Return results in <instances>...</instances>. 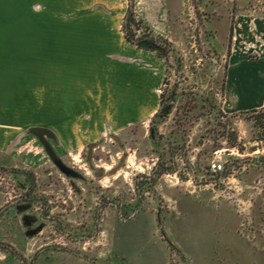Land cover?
I'll return each mask as SVG.
<instances>
[{
  "label": "rangeland",
  "instance_id": "obj_1",
  "mask_svg": "<svg viewBox=\"0 0 264 264\" xmlns=\"http://www.w3.org/2000/svg\"><path fill=\"white\" fill-rule=\"evenodd\" d=\"M129 5L169 42L166 61L125 41ZM261 17L264 0H3L0 194L33 179L46 227L32 241L52 246L20 251L25 264H264V139L256 112H230L221 91L233 60L264 57ZM172 88L202 106L184 132L195 172L177 152L178 171L159 175L149 133L177 129L174 112L151 121ZM199 96L227 114L224 127ZM34 126L54 132L79 177L53 164ZM214 152L221 173L205 169Z\"/></svg>",
  "mask_w": 264,
  "mask_h": 264
},
{
  "label": "trees",
  "instance_id": "obj_2",
  "mask_svg": "<svg viewBox=\"0 0 264 264\" xmlns=\"http://www.w3.org/2000/svg\"><path fill=\"white\" fill-rule=\"evenodd\" d=\"M142 29V32L139 36L136 37L134 30ZM121 30L123 33V37L126 42L136 45L138 48L152 51L157 54L158 57L162 58L166 61L169 58L170 44L169 42L159 36H155L141 19H136L133 8L129 5L126 9L125 15L123 17V21L121 24ZM136 37V38H135ZM224 90V85L221 88V91ZM178 99H185L184 104L177 105L176 102ZM194 98L186 97V94L183 92L178 93L175 88H172L167 93L161 92L159 95V110L156 112L154 118H152V123L155 118H160L161 120H165L172 112H174L175 121L177 124V129L171 131L172 138H168L167 140L163 139L162 135H158L156 133V129L152 125L150 128V139L154 147L160 149L159 158L157 160L156 166L153 168V172L156 174H164V173H175L178 171L179 164L175 160V155L177 152L181 155V159L186 167H189L191 171L194 173L195 169L190 164V160L187 156L188 148L185 140L186 129L185 126L188 121L197 120L202 115L200 113V107L195 106V104H191V101ZM179 100V101H180ZM200 101L209 100L212 107V113H214L215 117L213 118L214 123L219 127H224L225 124H222L220 121V117H225V114L221 108L215 106L212 103L211 98H203L199 96ZM251 109L249 111L256 112L253 116L254 125L257 130L261 133V139H264V109ZM180 121V122H179ZM184 121V122H181ZM180 128V130H179ZM226 139L229 141V145L231 147H238L237 136L234 132H230ZM165 140V141H164ZM92 145V144H88ZM200 153H198L199 156ZM210 165L205 166V169L209 170ZM29 180V179H28ZM34 181L33 179L31 180ZM149 177H146L145 182H151Z\"/></svg>",
  "mask_w": 264,
  "mask_h": 264
},
{
  "label": "crops",
  "instance_id": "obj_3",
  "mask_svg": "<svg viewBox=\"0 0 264 264\" xmlns=\"http://www.w3.org/2000/svg\"><path fill=\"white\" fill-rule=\"evenodd\" d=\"M257 27L264 32V17L258 19ZM224 93L227 109L230 112L246 111L264 107V57L255 60L236 59L228 67ZM6 199L0 194V208ZM19 215L11 210L0 213V241H8L17 253L0 250V264H24L20 251H34L37 246L33 237L26 235L21 227ZM10 233V234H9ZM27 238L22 244V250L17 246L16 238L21 234Z\"/></svg>",
  "mask_w": 264,
  "mask_h": 264
},
{
  "label": "flooded vegetation",
  "instance_id": "obj_4",
  "mask_svg": "<svg viewBox=\"0 0 264 264\" xmlns=\"http://www.w3.org/2000/svg\"><path fill=\"white\" fill-rule=\"evenodd\" d=\"M20 192L16 195H14L13 198H10L11 200H6L3 207L0 208L1 212H6L11 210L13 212V215H19L22 223V227L24 229V233L27 235L28 232L32 231L33 229L40 226V229L34 234L30 235V237L37 236L38 234L42 233L44 228L46 227L43 220V217L41 216L43 213V210L41 207H36L35 203L39 201L37 196L34 194L35 190V181L28 180V182L25 184L20 185ZM40 209V214L37 211ZM37 211V212H35ZM41 220V221H40ZM47 244H41L40 247L37 249L39 251H44L48 247L52 246H46ZM0 248L5 249L7 251H11L13 253H17V251L11 246V244L8 241H0ZM57 249L59 251H67L65 247L63 246H57ZM36 258H33V262L30 264H34ZM24 263V262H23ZM25 264V263H24Z\"/></svg>",
  "mask_w": 264,
  "mask_h": 264
},
{
  "label": "water",
  "instance_id": "obj_5",
  "mask_svg": "<svg viewBox=\"0 0 264 264\" xmlns=\"http://www.w3.org/2000/svg\"><path fill=\"white\" fill-rule=\"evenodd\" d=\"M29 134H32L36 136L41 144L43 145L46 154L50 158V160L53 162V164L66 176L69 177H79L78 172L67 166L61 158L57 155V153L54 151L51 143L48 141V138L55 140V134L50 130L49 128L46 127H31L28 130ZM40 229V226L37 228L33 229L32 231L28 232L27 235H34L38 230Z\"/></svg>",
  "mask_w": 264,
  "mask_h": 264
},
{
  "label": "built area",
  "instance_id": "obj_6",
  "mask_svg": "<svg viewBox=\"0 0 264 264\" xmlns=\"http://www.w3.org/2000/svg\"><path fill=\"white\" fill-rule=\"evenodd\" d=\"M210 170L215 173H221L225 169V161L222 158L221 152H214L213 158L210 163Z\"/></svg>",
  "mask_w": 264,
  "mask_h": 264
},
{
  "label": "snow or ice",
  "instance_id": "obj_7",
  "mask_svg": "<svg viewBox=\"0 0 264 264\" xmlns=\"http://www.w3.org/2000/svg\"><path fill=\"white\" fill-rule=\"evenodd\" d=\"M3 3V0H0V4H2Z\"/></svg>",
  "mask_w": 264,
  "mask_h": 264
}]
</instances>
